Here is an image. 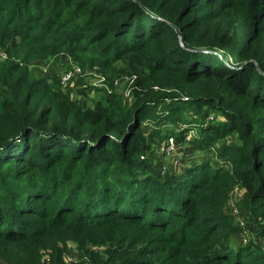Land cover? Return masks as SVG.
<instances>
[{
	"label": "trees",
	"instance_id": "1",
	"mask_svg": "<svg viewBox=\"0 0 264 264\" xmlns=\"http://www.w3.org/2000/svg\"><path fill=\"white\" fill-rule=\"evenodd\" d=\"M2 42L9 60L0 66V82L8 80V92L0 91L7 171L0 181L27 182L0 203L1 243L32 249L67 221L77 236L116 220L133 229L113 236L116 249L95 264H264L262 247L230 248L226 214L239 185L248 213L264 220V118L254 117L264 110V0H0ZM140 49L157 72L193 87L188 103L197 110L208 104L225 114L226 123L202 131L199 146L208 152L238 134L239 144L216 152L229 168L206 162L183 178L160 177L141 159L148 153L141 121L178 122L171 112H150L156 97L147 105L150 98L140 97L130 111L111 105L85 112L61 91L58 77L36 78L30 70L66 55L84 71L107 74ZM143 241L154 246L152 260L128 249ZM62 256L56 252L50 264H65Z\"/></svg>",
	"mask_w": 264,
	"mask_h": 264
},
{
	"label": "rangeland",
	"instance_id": "2",
	"mask_svg": "<svg viewBox=\"0 0 264 264\" xmlns=\"http://www.w3.org/2000/svg\"><path fill=\"white\" fill-rule=\"evenodd\" d=\"M8 60V42H2L0 43V66L6 64L4 62ZM30 70L36 78H43L46 75H50L51 78L58 77L61 91L85 112L96 111L99 108L108 110L111 105L112 107L121 105L126 111H130L140 97H143V99L150 98L146 105L156 97L157 103L150 105V112L154 113L158 108L159 112L157 113L161 118L171 112L172 119L178 122L173 124L171 120L166 119L158 123L157 120H153L151 117H145L141 121L143 137L148 145V153L146 156H142L141 159H147L153 168L157 170V175L160 177L174 175L177 178L180 176L182 178L188 170H180V167L192 161L194 156H197L196 152L219 158L216 156V152L224 144L240 143L238 134H233L227 139L216 142V145L208 152L202 149L199 146L204 139L202 131H206L216 123L219 125L226 123L225 114L211 108L208 104L206 108L199 111L195 104L188 103L195 92L193 87L182 86L183 81L177 74L166 71L157 72L147 51L140 49L132 58L116 62L113 69L109 70L107 74H102L97 70L84 71L66 55L60 58H49L43 62H35L30 66ZM5 83V86H3L0 82V91L8 92V80ZM176 94L179 95V98L172 100L171 97ZM236 103L237 101H232L233 105H236ZM178 106L182 108L177 109ZM121 115L124 120L127 119L125 114ZM254 117L257 120L264 118V110L257 111ZM182 134L184 136H181ZM171 137L172 139H170ZM113 140H115L114 137ZM5 159L6 154H0V170H2L0 178L7 172L6 164L2 162ZM220 162L223 164L220 168L230 167L228 162L221 158ZM26 182L24 180L19 184L10 180L7 176L4 177L0 181V203L8 200L9 193L7 195V191L15 193ZM246 193L245 187L237 185L229 194L226 214L230 217L233 228L229 235V246L238 249L247 248L249 245L254 244L255 247L264 248V234L262 232L259 238L260 227L264 225V220H259V218L255 220L248 213L244 207ZM49 208L54 210L56 206L50 205ZM1 216L3 217L4 214H1ZM70 225V222L67 221L62 226L48 229L45 235L36 239V248L33 245L32 249L14 242L4 244L0 242V264H50L52 256L60 251L63 254L65 264H95L101 257H109L110 253L116 249L112 248L109 242L113 236L118 237L119 233L133 229L132 226L122 225L114 220L88 227L81 235L73 236L76 234L70 231ZM5 231H8V229L5 228L3 232ZM87 234L96 237L95 242L97 243L95 245L94 242L87 243L88 241L83 238ZM254 246L252 247L255 249ZM153 247L147 246L146 241H143L136 246L130 245L128 249L132 254H139L138 256L144 257L145 261H149L152 260ZM139 262L142 261L134 260V264Z\"/></svg>",
	"mask_w": 264,
	"mask_h": 264
},
{
	"label": "crops",
	"instance_id": "3",
	"mask_svg": "<svg viewBox=\"0 0 264 264\" xmlns=\"http://www.w3.org/2000/svg\"><path fill=\"white\" fill-rule=\"evenodd\" d=\"M38 65V64H37ZM37 67V66H36ZM38 67H40L38 65ZM36 72V71H35ZM52 74V71L50 72ZM37 76H42V75H37ZM184 139V138H183ZM182 140V139H181ZM196 157L194 156V159L190 162H187L185 164H183L180 167V170H188L191 167H195V166H199L201 164H204L206 162H210L213 168L219 169L221 167V165L223 166V164L220 162L219 158H213L210 156H206L204 153H197L196 152ZM189 158V156H188ZM187 172V171H186ZM185 172V174H186ZM180 174V173H179ZM178 174V175H179ZM185 176V175H184ZM182 176V178L184 177ZM181 177V176H180Z\"/></svg>",
	"mask_w": 264,
	"mask_h": 264
},
{
	"label": "built area",
	"instance_id": "4",
	"mask_svg": "<svg viewBox=\"0 0 264 264\" xmlns=\"http://www.w3.org/2000/svg\"><path fill=\"white\" fill-rule=\"evenodd\" d=\"M5 58H6V57H5ZM69 76H70V75H69ZM69 76H68V77H69ZM182 132H183V131H182ZM184 134H185V133H184ZM187 136H188V135H187ZM187 136H186V138H187ZM170 139H172V137H171Z\"/></svg>",
	"mask_w": 264,
	"mask_h": 264
}]
</instances>
